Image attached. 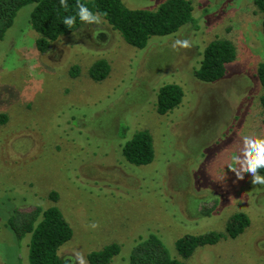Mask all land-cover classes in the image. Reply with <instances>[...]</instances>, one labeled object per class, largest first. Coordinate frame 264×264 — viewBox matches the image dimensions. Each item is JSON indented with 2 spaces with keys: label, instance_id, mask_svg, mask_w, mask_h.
<instances>
[{
  "label": "rangeland",
  "instance_id": "1",
  "mask_svg": "<svg viewBox=\"0 0 264 264\" xmlns=\"http://www.w3.org/2000/svg\"><path fill=\"white\" fill-rule=\"evenodd\" d=\"M122 1L154 10L165 0ZM193 6V23L152 36L141 49L101 16L44 53L29 21L34 3L18 10L0 40V115L6 116L0 122V264H29L31 235L19 239L7 227L11 211L50 204L73 230L58 249L66 264H77L76 253L90 264L89 252L113 242L120 252L108 264H127L138 238L150 233L185 264H264V185L252 184L246 170L238 178L228 169L246 136L264 137V87L256 74L264 61L261 13L253 0H193ZM215 38L231 40L236 56L221 79L206 83L193 71ZM177 39L190 47L173 48ZM99 59L110 70L95 81L88 70ZM166 83L180 85L184 95L161 115L156 94ZM141 129L152 135L154 158L137 166L122 146ZM236 212L250 219L238 236L188 257L177 254L178 238L225 233Z\"/></svg>",
  "mask_w": 264,
  "mask_h": 264
},
{
  "label": "trees",
  "instance_id": "2",
  "mask_svg": "<svg viewBox=\"0 0 264 264\" xmlns=\"http://www.w3.org/2000/svg\"><path fill=\"white\" fill-rule=\"evenodd\" d=\"M93 13L101 15L123 39L133 47H146L152 36L169 35L183 25L193 23V0H165L157 9L129 8L122 0H79ZM261 13L262 31L264 33V0H253ZM34 3L30 13V25L38 33L35 45L44 53L50 44L60 36L70 35L84 25L92 24L78 18L69 28L64 25V16L74 15L77 0H67V8L60 5V0H0V40L6 30L13 24L18 10L27 4ZM236 56V47L227 38H215L208 42L202 51V58L193 74L199 81L212 83L221 79L226 73V66ZM78 66H72V75L78 73ZM110 65L106 59L93 62L88 70L91 79L103 80L109 73ZM260 84L264 87V61L259 62L256 71ZM183 88L176 83L162 85L156 94V111L163 115L171 112L182 101ZM264 112V92L260 96ZM6 116L0 115V122ZM124 158L133 165H146L154 158V146L151 133L146 129L137 130L122 146ZM264 174V168L258 169ZM49 199L55 203L58 194L49 193ZM209 212V210L207 211ZM6 225L19 239L30 234L28 242L29 264H66L58 254V249L73 234L72 227L62 211L55 204L43 208L37 205L31 211L13 209L7 217ZM250 219L245 212H236L230 216L225 233L210 231L200 235H185L175 242L177 254L182 258L190 256L197 247L212 245L221 238H235L249 225ZM120 252V244L110 243L100 250L87 254L90 264H108ZM127 264H185L173 257L164 242L155 233L139 237L134 244Z\"/></svg>",
  "mask_w": 264,
  "mask_h": 264
},
{
  "label": "clouds",
  "instance_id": "3",
  "mask_svg": "<svg viewBox=\"0 0 264 264\" xmlns=\"http://www.w3.org/2000/svg\"><path fill=\"white\" fill-rule=\"evenodd\" d=\"M60 5L63 8H67V0H60ZM101 15L103 13H93L84 4L77 0L76 11L74 15L64 16L63 24L71 28L76 22L77 18L86 23H100ZM173 48L177 46L181 48L190 47L187 39H177L173 43ZM264 168V137L256 135H249L244 138V147L242 149V155H234L232 157V163L228 165V169L235 173L236 177L243 176V172L246 170L251 174V183L264 185V175L258 173V169ZM94 226V225H93ZM75 260L77 264H86L83 256L80 253H76Z\"/></svg>",
  "mask_w": 264,
  "mask_h": 264
}]
</instances>
